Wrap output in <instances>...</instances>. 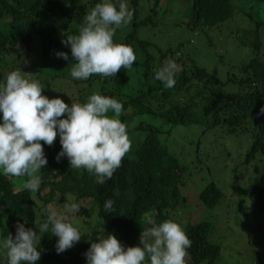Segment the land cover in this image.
<instances>
[{"label": "trees", "instance_id": "1", "mask_svg": "<svg viewBox=\"0 0 264 264\" xmlns=\"http://www.w3.org/2000/svg\"><path fill=\"white\" fill-rule=\"evenodd\" d=\"M174 1L185 7L189 18L182 22L183 27L202 34L207 45L213 47L210 34L234 20L240 13L239 2L246 0H127L130 9H135L134 18L127 26L117 29L114 42L133 47L137 59L131 70L121 68L109 78L94 74L86 80L88 88L81 82L76 84L77 96L67 98L64 92L57 95L69 106L72 102L85 103L93 93L92 86L97 84L100 94L115 97L123 103L124 112L119 119L127 123L133 143L112 179L98 185L87 170L71 168L66 157L57 162L62 147L59 135L53 145H45L48 164L37 174L41 179L39 191L30 192L23 187L30 177L0 174V230L5 235L8 232L15 235L17 216L22 217L26 227H39L46 220L50 205L58 213H66L70 222L83 220L88 224L93 219L98 222L93 232L81 231L82 240L60 254L55 247L58 238L51 231L44 234L37 264H86L84 253L90 247L89 240L94 242L107 233L114 234L126 247L137 246L142 231L151 226L150 218L158 223L172 219L184 226L192 240L188 249L191 263L187 264H211L220 256L219 244L211 241L218 220L185 213L189 197H195L185 181L194 172L185 165L180 154H173L167 144H162L160 138L164 128L170 131L177 126L184 127L182 130L189 134L185 135L189 143L183 154L188 153L189 148L194 149L196 141L197 148L215 141V133H220L217 139L241 137L244 141V148L239 149L242 158L238 165L230 166L223 179L232 180L233 196L246 197L253 214L264 215V123L256 119V115L264 116L260 114L264 107V58L261 57L262 42H259L264 20L255 23L254 34L258 42H248L255 49V56L252 54L249 60L237 65L227 80H223L187 56L186 43L182 39L175 48L167 41V48L162 51L153 39L141 37L142 30L151 33L156 26L162 25V20L172 14ZM99 2L0 0V81L4 80L1 64L5 57L14 56L13 59L19 61L17 67L22 69L21 64L31 62L32 53L37 50L35 80L44 86L43 95L55 98L53 86L60 72L54 63L61 59L55 53L68 52L67 64L77 62L71 57L70 47H65L62 40L78 34L84 16ZM146 2H152L153 13H143ZM254 3L259 11H264V0H254ZM158 12L163 15L159 16ZM248 19L254 21L253 11L248 14ZM247 32V29L236 31L240 36H246ZM168 59L176 60L181 68L172 88L154 79L155 71ZM129 79L141 80V86L133 90ZM173 95L180 99L163 108L165 110L152 106V101L170 100ZM239 167L247 168L248 173H238ZM250 174L255 176L250 178ZM185 192H188L186 196ZM198 196L196 199L202 209L213 210L223 202L224 192L210 183ZM109 198L115 201L114 214L103 211V204ZM72 203L79 204V213L66 212L65 205ZM183 213L185 216L181 217ZM246 253H249L248 264H264V242L253 243L248 236ZM0 259H4L3 254Z\"/></svg>", "mask_w": 264, "mask_h": 264}, {"label": "clouds", "instance_id": "2", "mask_svg": "<svg viewBox=\"0 0 264 264\" xmlns=\"http://www.w3.org/2000/svg\"><path fill=\"white\" fill-rule=\"evenodd\" d=\"M134 12L127 0H100L84 16L78 34L62 40L77 61L67 68L73 80L86 81L94 74L114 77L121 68L128 71L133 67L137 59L133 47L115 43L114 36L118 28L133 21ZM263 47L264 42L261 54ZM248 48L254 57L255 49ZM55 55L69 61L68 52L57 51ZM180 70L176 60L168 59L155 71L154 79L172 88ZM43 91L39 80L26 78L20 69L8 72L0 81V174L30 177L23 187L39 191L41 179L37 174L48 164L45 145H53L59 135L62 147L57 162L66 157L71 168H83L95 177L96 184H106L132 148L128 125L119 119L123 103L96 92L85 103L72 102L69 106L61 97L49 98ZM260 114L264 115V107ZM65 208L71 213L80 211L78 203L66 204ZM103 211L116 212L112 198L104 202ZM148 223L151 226L142 231L137 246L126 247L111 233L94 242L89 240L90 247L84 253L86 264H187L192 240L184 226L172 219L158 223L150 218ZM36 229L17 222L15 235L0 230V254L4 256L0 264H37L42 254L41 239L49 231L58 238L57 254L82 240L80 229L68 215L58 213L51 205L46 220Z\"/></svg>", "mask_w": 264, "mask_h": 264}, {"label": "rangeland", "instance_id": "3", "mask_svg": "<svg viewBox=\"0 0 264 264\" xmlns=\"http://www.w3.org/2000/svg\"><path fill=\"white\" fill-rule=\"evenodd\" d=\"M148 2L142 7L144 9L143 13L145 14L153 13L151 10L152 2ZM239 8L240 13L234 20L219 27V29L214 30L215 32L210 34L212 35L211 37L214 43L213 47L207 45L206 39L202 34L193 33L183 27L185 24L182 22H186L189 18L186 17L187 14L184 10L185 7L178 1H174V4L171 5L172 14L162 20V25L156 26V28L151 31L152 34L146 30H142L140 34L144 39H147L148 37L149 39H153V42H155L157 47L162 51L166 50L167 41L172 48H175L182 39L186 43L184 50L187 52V56L195 60L199 66L204 67L210 73L215 74L218 78L227 80L229 73L236 70L235 68L237 65L246 62L248 60L247 58L250 59L252 56L253 51L248 48V42L257 41V37L254 34V30L256 29L255 23H262L264 20V11L262 9L259 11L258 8H256L254 0L239 2ZM252 11L255 18L254 21L248 19V14L252 13ZM158 15L162 16L163 14L158 12ZM182 18L183 20L180 21ZM261 25L262 24H260L259 27ZM237 29H247V35H237ZM261 41L264 42V29H262ZM32 54L31 62L25 61L26 64L22 63V69L20 70H22V74L25 75L26 78L35 80L34 75L38 69L37 61L35 62L37 58V50L33 51ZM262 54H264V47ZM13 58L14 56L11 58L5 57L1 64L4 79L8 72L19 69L17 67L19 61H16ZM54 64L56 69L60 72L57 73L59 78L55 80L53 86L56 91L55 96L57 97L58 94H62L63 92L65 95H68H66L67 98L77 96L76 92L78 87L76 84H80L78 82H81V84L85 85L87 82L73 80L71 78L69 70L67 69L69 67L67 61L60 59ZM130 81V88L133 90H137L139 86H141V80H136L135 82L134 79ZM232 86L233 85H229V87ZM86 87L88 88V86ZM92 92L100 93L99 85L95 84L92 86ZM158 95H160V92H158ZM177 99L179 100L180 98L173 95L170 100L159 99V101H152L151 103L153 107L165 110L163 108H168L170 103ZM182 101L184 102V100ZM256 119L260 123H264V116L256 115ZM183 128L184 127L177 126L170 131L164 128L162 131L164 133L161 134L160 139L162 144H167L171 148L173 154H180V156L185 159V165L189 167L190 171L194 172L191 173L185 181L186 186H188V188L190 187L195 195V197H189L190 201H187L188 205L185 213L196 214L197 216L206 218L210 221H212V219L218 220L215 224V230L211 237V241L219 244L221 253L211 264H248L249 259L247 257L249 256V253H246L248 236L253 243L260 241L264 242V215L253 214L246 197H244L245 199L243 197L241 199V196H233L232 180L223 179V177L225 178V173H229L227 170L231 165L236 166L239 164L240 159L242 158L239 149L244 148V141L241 137L238 138L233 136H224L217 139L219 138L220 133H215V141H209V143H205L198 148L196 141L193 143L194 149L189 148L190 150L187 151L188 153L183 154V150H185V147L188 148L187 145L189 143L186 138L189 134L186 135L184 130H182ZM192 134H194V132L191 133V136ZM195 134H198V132ZM210 136L213 137V134ZM221 139H223V141H219ZM197 149H199L198 152ZM201 166L203 169H201ZM237 172L248 173V169L239 167L237 168ZM255 174H250L249 177L252 178L251 175L255 176ZM210 183H214L222 189L224 192V198L223 202H221L215 209L206 210L201 208L199 200L196 198L201 190ZM187 194L188 192H185V196ZM63 211L65 212L66 210L64 209ZM185 213H183L181 217L185 216ZM91 221L92 222L85 224L83 220H74L72 223L74 226H77L80 231L93 232L98 222H96V219ZM242 221L245 222L241 226ZM17 222L23 223L21 216H17ZM186 260L187 263H191L189 257H187ZM201 264L206 263L203 262Z\"/></svg>", "mask_w": 264, "mask_h": 264}]
</instances>
